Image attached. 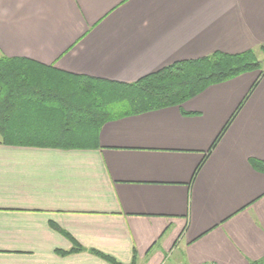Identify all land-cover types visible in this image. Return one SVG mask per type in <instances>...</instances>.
Segmentation results:
<instances>
[{
	"label": "crops",
	"instance_id": "obj_1",
	"mask_svg": "<svg viewBox=\"0 0 264 264\" xmlns=\"http://www.w3.org/2000/svg\"><path fill=\"white\" fill-rule=\"evenodd\" d=\"M261 45L264 0H0V56L112 82ZM257 77L105 122L92 148L0 134V264H264Z\"/></svg>",
	"mask_w": 264,
	"mask_h": 264
},
{
	"label": "trees",
	"instance_id": "obj_2",
	"mask_svg": "<svg viewBox=\"0 0 264 264\" xmlns=\"http://www.w3.org/2000/svg\"><path fill=\"white\" fill-rule=\"evenodd\" d=\"M262 63L264 46L261 45L233 55L216 52L204 58L178 61L134 83L125 84L72 75L27 58L2 55L0 134L3 143L8 144L92 148L105 122L177 107L210 86L245 73L258 72L245 101L264 75ZM45 121L52 123L53 129L49 132L43 127ZM252 166L264 173L263 163L253 161ZM72 252H81V249L75 246ZM98 255L111 264H118Z\"/></svg>",
	"mask_w": 264,
	"mask_h": 264
},
{
	"label": "rangeland",
	"instance_id": "obj_3",
	"mask_svg": "<svg viewBox=\"0 0 264 264\" xmlns=\"http://www.w3.org/2000/svg\"><path fill=\"white\" fill-rule=\"evenodd\" d=\"M260 59H263V57L262 56H260ZM262 70L264 69V63H262Z\"/></svg>",
	"mask_w": 264,
	"mask_h": 264
}]
</instances>
